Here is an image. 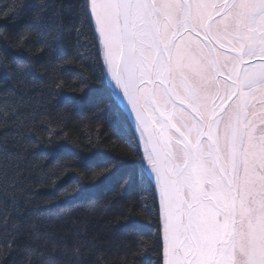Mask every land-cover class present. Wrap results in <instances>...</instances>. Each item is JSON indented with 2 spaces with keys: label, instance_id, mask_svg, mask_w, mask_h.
Masks as SVG:
<instances>
[{
  "label": "snow or ice",
  "instance_id": "obj_1",
  "mask_svg": "<svg viewBox=\"0 0 264 264\" xmlns=\"http://www.w3.org/2000/svg\"><path fill=\"white\" fill-rule=\"evenodd\" d=\"M23 7L14 2L4 15ZM68 27L71 54L62 47ZM33 34L38 53L50 52L67 76L54 86L79 91L73 103L87 97L111 130L104 163L83 166L116 178L117 197L132 195L116 220L137 235V255L150 264H264V0H61L35 9L17 44ZM14 62L21 79L33 74L31 58ZM99 137L89 141L96 149ZM20 171L0 168L5 203L17 197ZM12 208L11 230L0 211V264L16 252L21 264H113L86 218L42 226ZM141 220L156 231L143 232Z\"/></svg>",
  "mask_w": 264,
  "mask_h": 264
},
{
  "label": "trees",
  "instance_id": "obj_2",
  "mask_svg": "<svg viewBox=\"0 0 264 264\" xmlns=\"http://www.w3.org/2000/svg\"><path fill=\"white\" fill-rule=\"evenodd\" d=\"M23 4L22 9L4 15L13 3ZM61 0H0V168L20 167L14 175L19 179L17 197L11 203L0 198L3 211L11 230L16 217L12 204L19 207L25 221L49 225L63 222L66 218H86L89 238L96 236L113 264L127 260L129 264H150L154 257L136 254L137 235L117 223L116 217L132 199L130 193L117 197L116 178L97 179L95 168L83 165H102L104 158L99 153L111 146L107 139L112 135L106 123L96 119L93 104L85 97L82 102H72L80 96L67 86L63 91L54 85L59 79H67L61 65L50 52L40 55L39 45L33 34L21 48L17 38L30 23L35 9L47 3L59 5ZM54 15V14H53ZM74 39L70 27L65 29L62 41L64 52L71 54ZM31 58L33 74L21 79L15 63L19 57ZM73 71H79L73 66ZM93 88L100 89L99 83ZM104 95L103 92L98 93ZM26 105V106H25ZM9 109L7 124L2 115ZM21 115L13 116L12 110ZM26 114V115H25ZM57 133L50 145V132ZM100 133L101 148L92 147ZM64 136V139H61ZM7 143V148L3 145ZM62 149L53 152L56 146ZM67 152L78 153L71 158ZM80 190L79 192L77 190ZM139 219V217H137ZM121 224L124 221H120ZM142 231L154 233L155 224L141 220ZM8 241L4 231V217L0 216V246ZM22 253L16 252L8 264H21Z\"/></svg>",
  "mask_w": 264,
  "mask_h": 264
},
{
  "label": "water",
  "instance_id": "obj_3",
  "mask_svg": "<svg viewBox=\"0 0 264 264\" xmlns=\"http://www.w3.org/2000/svg\"><path fill=\"white\" fill-rule=\"evenodd\" d=\"M143 146V144L141 143V147Z\"/></svg>",
  "mask_w": 264,
  "mask_h": 264
}]
</instances>
